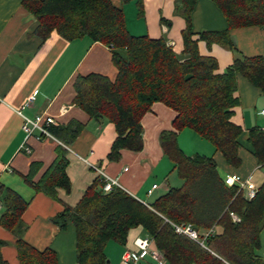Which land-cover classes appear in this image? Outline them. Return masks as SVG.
Here are the masks:
<instances>
[{"label": "trees", "instance_id": "1", "mask_svg": "<svg viewBox=\"0 0 264 264\" xmlns=\"http://www.w3.org/2000/svg\"><path fill=\"white\" fill-rule=\"evenodd\" d=\"M211 1L224 15L227 27L193 32L190 15L194 0H182L186 26L179 54L163 37L131 35L123 11L110 0L22 1L38 21L36 33L40 37L46 38L52 31L68 40L88 37L106 44L112 52L117 69L113 80L91 73L78 76L74 82L75 104L96 121L114 124L117 135L107 160L118 161L121 149H143L141 119L153 102H162L177 113L173 129L163 130L159 141L164 156L184 181L182 186L170 187L145 204L118 186L104 192L102 181L96 178L75 206L65 205L52 218L62 229L74 225L76 264H106V243L124 245L135 227L151 236L167 264H264V182L255 196L247 199L243 192L236 193L235 187L224 185L212 157L187 155L178 145V132L190 129L221 152L228 164L238 165V137L243 128L232 120L239 104L237 76L245 77L264 93V57L240 54L230 33L239 27L264 26V0ZM198 41L216 43L233 52L225 72H217L214 57L200 54ZM81 128L76 121L48 127L63 142L74 139ZM248 134L254 156L264 165V133L251 128ZM66 165L62 150L43 179L31 182L34 189L53 199L57 198V188L69 191ZM0 197V225L18 235L15 248L19 264H58L52 249L38 250L19 237L27 202L3 185ZM231 212L239 221L233 220ZM171 222L190 223L201 236L216 225L222 232L205 237L202 246L176 233ZM5 244L0 239V264H9L1 254Z\"/></svg>", "mask_w": 264, "mask_h": 264}, {"label": "crops", "instance_id": "2", "mask_svg": "<svg viewBox=\"0 0 264 264\" xmlns=\"http://www.w3.org/2000/svg\"><path fill=\"white\" fill-rule=\"evenodd\" d=\"M22 1L0 0V185L13 190L27 202L21 216L24 228L19 237L38 250L52 249L58 264H76L74 225L68 224L62 229L52 222V218L65 205L73 207L79 202L85 190L99 177L97 169L115 179L120 188L145 204L152 203L170 187L182 186L184 181L164 156L159 141L163 130L173 129L172 122L177 113L162 102H153L141 119L143 149H121L118 161L107 160L117 135L114 124L108 120L96 121L75 104L74 82L78 76L91 73L113 80L117 69L112 52L106 44L88 37L68 40L56 31L46 38L40 37L36 33L38 21L24 8ZM110 2L123 11L126 28L131 35L163 37L176 53L182 51V30L186 26L182 0ZM190 16L193 32L227 27L224 15L211 0H194ZM230 33L240 54L264 57V26L239 27ZM198 49L200 54L216 59L219 73L225 72L234 55L229 48L216 43L207 45L198 41ZM236 95L239 104L232 120L243 128L238 137V165L228 164L221 152L190 129L178 132V145L187 155L212 157L222 182L235 174L249 179L258 189L264 182V165L258 163L253 154L248 131L257 128L264 133V93L238 75ZM41 114L53 117L51 125L76 121L82 128L68 142H63L50 131L54 138L39 136L38 131L27 136L22 129L24 117L33 118ZM62 150L70 189L57 188V198L53 199L35 190L32 184L43 179ZM153 184L157 187L148 193ZM1 213L2 207L0 216ZM213 230L214 234L222 232L217 225ZM137 238L151 236L141 227H135L130 229L124 245L107 242L104 252L108 264H124V252L138 250L134 244ZM0 239L6 242L1 247L3 258L9 264H19L15 248L18 235L0 225ZM152 246L155 247L154 242ZM261 251L264 254V249ZM140 264L167 263L165 259L158 263L146 254Z\"/></svg>", "mask_w": 264, "mask_h": 264}, {"label": "built area", "instance_id": "3", "mask_svg": "<svg viewBox=\"0 0 264 264\" xmlns=\"http://www.w3.org/2000/svg\"><path fill=\"white\" fill-rule=\"evenodd\" d=\"M53 123V117L45 116L44 114L37 115L33 118L24 117L22 129L26 132L27 136H30L34 131H38V133L40 134L39 136L54 138L48 130V127ZM23 147L25 150L29 151L28 147L24 145ZM97 171L99 172L98 178L102 181V190L104 192H109L114 186H118V182L115 179L107 176L101 169H97ZM224 183L226 185L235 187L236 193L243 192L247 199L253 198L257 192V188L254 183L249 179L241 177L240 175H230L224 179ZM156 187L157 185L153 184L152 187L148 190V193H151L152 190ZM230 215L234 221H239V218L236 214L231 212ZM171 225L173 226L176 233L183 234L189 237L190 239L198 242L202 246H204L205 237L214 234L213 227L208 229L201 236L199 232L190 223L175 224L171 222ZM134 244L136 245L138 250H126L122 255V263L140 264L141 259H143L146 254H149V256L158 263H160L164 259L160 251L152 246V238H137L135 239Z\"/></svg>", "mask_w": 264, "mask_h": 264}, {"label": "rangeland", "instance_id": "4", "mask_svg": "<svg viewBox=\"0 0 264 264\" xmlns=\"http://www.w3.org/2000/svg\"><path fill=\"white\" fill-rule=\"evenodd\" d=\"M261 242V249H264V230L261 232Z\"/></svg>", "mask_w": 264, "mask_h": 264}, {"label": "water", "instance_id": "5", "mask_svg": "<svg viewBox=\"0 0 264 264\" xmlns=\"http://www.w3.org/2000/svg\"><path fill=\"white\" fill-rule=\"evenodd\" d=\"M106 264H108V260L106 261Z\"/></svg>", "mask_w": 264, "mask_h": 264}]
</instances>
